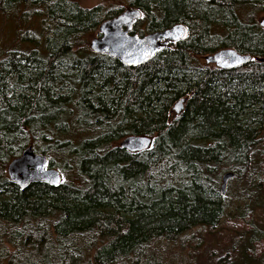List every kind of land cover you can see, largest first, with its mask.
Wrapping results in <instances>:
<instances>
[{
  "label": "trees",
  "instance_id": "1",
  "mask_svg": "<svg viewBox=\"0 0 264 264\" xmlns=\"http://www.w3.org/2000/svg\"><path fill=\"white\" fill-rule=\"evenodd\" d=\"M84 1L0 0L5 16L40 23L21 31L38 35L31 50L0 53V261L167 264L169 245L232 218L237 186L236 217L248 226L211 264H264V234L251 224L257 209L264 223V0H105L142 12L135 33L188 29L139 67L92 52L100 25L124 9ZM225 49L253 60L201 63ZM130 136L151 148L121 149ZM28 147L60 172L59 187L11 183L8 167Z\"/></svg>",
  "mask_w": 264,
  "mask_h": 264
},
{
  "label": "water",
  "instance_id": "2",
  "mask_svg": "<svg viewBox=\"0 0 264 264\" xmlns=\"http://www.w3.org/2000/svg\"><path fill=\"white\" fill-rule=\"evenodd\" d=\"M141 18L140 11L129 10L100 25L99 37L91 41L90 48L97 55H106L118 60L127 67H139L153 59L160 50L170 44L185 41L188 29L183 25H175L165 31L156 32L144 37L131 35V26ZM264 29V17L259 21ZM207 66H214L220 70H234L249 64L253 58L249 55L238 54L235 50L225 49L204 57ZM185 100H181L174 107L179 114ZM152 139L146 136H130L124 139L119 147L132 154L147 151L152 146ZM12 184L22 190L33 184H47L59 187L62 176L56 169L49 167L47 156L35 153L33 147H28L20 157L14 159L7 170ZM236 178L232 172L222 176L221 195H226L230 181Z\"/></svg>",
  "mask_w": 264,
  "mask_h": 264
},
{
  "label": "rangeland",
  "instance_id": "3",
  "mask_svg": "<svg viewBox=\"0 0 264 264\" xmlns=\"http://www.w3.org/2000/svg\"><path fill=\"white\" fill-rule=\"evenodd\" d=\"M124 3L120 1L116 2H107L105 0H85L83 2V7L93 8L99 5H103L107 9H114L116 7L122 6ZM24 7L21 8V11L18 13H23ZM4 15L0 13V53H5L11 49H17V47L22 48L27 42L34 43L38 35L35 34L32 37H23L24 40H20L22 36L21 31H26V29L35 30L40 23L35 19H21L20 15L12 16ZM98 36V32L93 35L94 39ZM27 50H31L32 47L26 45ZM201 63L206 65L204 58H201ZM207 66V65H206ZM176 112L173 110V115ZM259 182V180L257 181ZM239 190L237 186H233L229 191L230 196V207L227 212L232 217L224 219L222 221V227L215 232H211L207 229H197L185 234L177 242L172 243L167 247L168 256H165V263L167 264H211L213 259L211 258L212 254L224 255L228 249L234 244L235 241H238L243 235H239L244 232L248 222L242 220L238 222L239 216L236 208H239L237 201V195ZM262 211L255 210L254 220L251 223L253 226H256L264 234V223L262 220ZM252 222V221H251ZM246 224V225H245ZM243 226V227H242ZM243 229V230H242ZM176 257V258H175ZM0 264H7L5 261H0Z\"/></svg>",
  "mask_w": 264,
  "mask_h": 264
},
{
  "label": "flooded vegetation",
  "instance_id": "4",
  "mask_svg": "<svg viewBox=\"0 0 264 264\" xmlns=\"http://www.w3.org/2000/svg\"><path fill=\"white\" fill-rule=\"evenodd\" d=\"M120 7H122L123 9H124V11H126L127 9H129V10H136V11H139L138 9H135V8H131V5L129 4V3H125V4H123L122 6H120ZM140 13H141V18L140 19H138V20H136L135 21V23L131 26V30H130V34L131 35H139L140 37H144V36H146V35H149L148 33H144L143 35H141V34H139V33H135L134 32V29L137 27V26H139V21L142 19V17H143V14H142V12L140 11ZM120 15V14H119ZM117 17V16H116ZM141 27H139V29L142 31V32H146V25H140ZM136 31V30H135Z\"/></svg>",
  "mask_w": 264,
  "mask_h": 264
}]
</instances>
